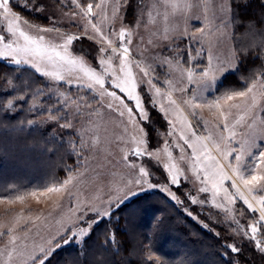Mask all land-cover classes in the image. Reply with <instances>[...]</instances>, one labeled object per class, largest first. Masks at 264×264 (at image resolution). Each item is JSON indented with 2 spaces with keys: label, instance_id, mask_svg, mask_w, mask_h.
<instances>
[{
  "label": "snow or ice",
  "instance_id": "1",
  "mask_svg": "<svg viewBox=\"0 0 264 264\" xmlns=\"http://www.w3.org/2000/svg\"><path fill=\"white\" fill-rule=\"evenodd\" d=\"M247 3L248 0H204L203 5L201 0H186L183 5L172 0H23V3L0 0V79L3 80L0 97L14 96L7 100V110L26 104L34 96L42 95L45 89L56 93L59 87H64L65 91H58L63 103L51 111L49 119L63 120L60 126L68 129L75 128V121L84 129L88 123H95L94 118L104 119L115 114L120 131L107 143L115 144L120 155L117 166L123 165V174L117 179V173L113 172L112 183L104 186L106 199L101 196L99 205L88 203L74 209L65 232L48 240L46 245L26 251L17 245L18 237L12 227L0 231V241L8 236L0 250V256L6 257L4 264H16V258L21 264H51L58 248L78 238L85 241L96 226L106 218L111 220L113 207L118 209L139 193L157 190L171 201L183 204L177 194L186 187L181 180V169L175 163L165 164L167 175L162 171V182L154 175L160 170L159 156L152 150L158 147L160 139L155 125L164 121L169 136H174L176 131V123L168 118L164 104L161 102L158 110L156 105L158 99H166L172 110L180 113L173 93L179 94L180 104L190 110V116L197 123L203 119L201 111L207 108L216 118L217 128L222 125L218 134L197 135L195 124L187 116L182 117L179 139L192 150L190 170L194 177L193 187L185 199L224 214L231 229L221 245L222 255L230 257L228 264H254L256 254L264 261V132L258 137L260 142L253 137L240 142L239 147H232L237 125L251 127L248 121L255 123L259 113V124L264 128V43L247 50L237 47L224 52L212 41H208L207 51L203 47L206 35L212 31L223 35L221 28L235 23V5ZM260 4L264 7V0ZM18 8L43 14L50 26L30 22L15 10ZM153 13L165 25H170L174 17L185 23L202 19L211 25V30L197 27L195 33H190L177 28V35H169L165 28L162 38L147 42L158 51L149 56L146 54L149 49L145 48L134 55L133 37L139 36L143 43L141 28L148 27L149 21L153 34L161 33V25ZM260 34L264 36V29H260ZM177 39L183 41L186 49L191 47L189 41L201 44L199 50L192 48L194 55L183 59V64L190 67L181 66L184 52L178 51ZM165 53H172L171 59ZM246 60L249 66L242 71ZM22 65L34 70L38 79L25 81L26 88L20 89L22 94L15 95L16 78L4 69L18 71ZM176 72L179 74L174 75ZM229 73H240L239 80L243 83L215 94L217 81ZM161 75L167 91H162ZM34 87L35 92H31ZM73 87L78 90L77 94L69 95ZM205 93L213 95L205 96ZM76 143L80 145L78 159L85 149L92 152L95 148L79 135ZM175 146L183 152V145L176 143ZM169 149L165 141L164 151L171 157ZM71 181L69 176L59 187L47 188V192H60ZM170 186H175V190ZM237 201L244 206L240 215L250 222L242 224L237 219L234 214ZM187 215L196 219L191 211ZM216 235L219 237V233ZM105 241H115L114 229L107 230ZM119 250L118 246L117 254ZM247 252L253 254L251 258ZM145 264H156V260L149 254Z\"/></svg>",
  "mask_w": 264,
  "mask_h": 264
},
{
  "label": "trees",
  "instance_id": "2",
  "mask_svg": "<svg viewBox=\"0 0 264 264\" xmlns=\"http://www.w3.org/2000/svg\"><path fill=\"white\" fill-rule=\"evenodd\" d=\"M15 10L32 23L47 24L41 16L25 8ZM233 15L236 17L233 24L234 48L247 50L264 43V36L260 34L264 24H259L264 21V7L260 0H248L246 5L236 4ZM183 59L187 56L181 58L182 63ZM248 66L246 60L242 71ZM4 71L16 78L15 95L22 94L20 89L26 88L25 81L38 79V74L29 67L18 71L6 68ZM243 74L247 75L246 72ZM239 76L240 73L226 75L216 94L240 87L243 82ZM0 84H3L2 79ZM35 90L34 87L31 92ZM8 99H14V96L0 97V105H3L0 108V200L13 202L58 185L76 170L81 158L78 159L72 143L61 142L44 131L27 128L35 119L29 109L31 99L20 105L16 113L7 110ZM238 208L244 207L239 204ZM112 212L111 220L106 218L96 226L85 241L79 245L73 241L58 248L51 264H129L130 261L145 264V257L149 254L156 264H228L230 257L222 255L224 241L216 235V230L220 231L218 226L204 227L203 222L183 214L181 207L159 191L139 193ZM243 220L250 222L245 217ZM109 228L115 230L113 243L105 241ZM118 246L119 254L116 252ZM246 255L251 258L253 254L247 252ZM254 264H264L259 254L255 255Z\"/></svg>",
  "mask_w": 264,
  "mask_h": 264
},
{
  "label": "rangeland",
  "instance_id": "3",
  "mask_svg": "<svg viewBox=\"0 0 264 264\" xmlns=\"http://www.w3.org/2000/svg\"><path fill=\"white\" fill-rule=\"evenodd\" d=\"M172 2H178L183 5L186 0H172ZM203 2L204 0H201L202 5ZM21 3H23V0H21ZM51 10L52 9H50V11ZM160 11L163 12V9H160ZM31 12L33 14L41 16L47 22V24L45 25H40L50 26L49 22L45 19L43 14H38L34 11ZM178 16L179 13H177V17ZM153 18L159 21L161 25V33H155L154 35V28L151 24V21H149L148 27L141 28L144 42L141 43V38L139 36L133 37L132 52L134 55H137L141 50L145 48L149 49V51L146 53L149 56L153 55L155 51H158V49H152L147 42L148 40L157 39L158 37L162 38V33L165 28H167L169 35H177V28L190 33H195L197 27H208L211 30V25H208L202 19H192L185 23L183 19H177L174 17L170 25H165L162 18L156 17L155 13H153ZM72 31H77V29H72ZM221 32L223 33V35H221V33L219 32L212 31L211 35L205 36L203 41V47L205 51H207L208 48V41H212L213 44L220 48L221 52L234 49L233 24H229L226 29L221 28ZM176 43L180 45V49L178 51L184 52V55L187 56V59L194 55V52L192 51L193 47L196 50H199L201 48V44H192L191 41H189V45H191V47H188L187 49L183 41L177 39ZM138 44L139 48L136 47ZM85 47L87 48V42L85 44ZM165 55L171 59L173 54L165 53ZM181 66L187 68L182 63V60ZM190 66L191 65L189 64L188 67ZM25 67L28 66H19V68ZM173 67H175V65H173ZM160 71V69H157V72ZM178 74V72L174 73V75ZM224 77L217 81L216 90L223 81ZM164 79V76L161 75L160 80L162 91H167L168 86L163 83ZM58 91H65V88L59 87L56 93L49 92L47 89H45L42 95L36 97L34 96L30 100L29 109L35 115V119L27 125V128L44 131L49 134L50 137L58 139L61 142L68 141L69 143L75 145L74 147L77 153H79L80 149V145L76 143L78 135L81 136L84 141H90L93 145H95V148L92 152H89L87 151V149H85V151L80 154L81 159L76 170L72 174L68 175L58 185H51L53 187H59L65 180L69 178V176H71L72 181L66 186V189H62L60 192L52 193L47 192L46 189L38 193H32L23 199L13 202L0 200V231H6L8 227H12L14 229L13 234L18 237L17 245L20 248H25L26 251L38 249L39 246L46 245L47 241L52 239L54 236H58L59 234L65 232L66 227L71 224L70 216L72 215L73 210L80 205L88 203H97L99 205V197L104 196L106 199V190L104 189V186L106 184L112 183V173H117V179L119 175L123 174V165L117 166L120 160V155L118 153V150L115 148V144L109 146L107 143L109 139L113 138L114 134H118L120 131V128L117 127L118 120L115 114H112L111 116H105L104 119L94 118L95 123H88L84 129L81 128L80 123L75 121H73V123H75L74 129L61 127L60 125L64 123L63 120L55 122L49 119L51 111L56 109L61 103H63L61 97H59L58 95ZM77 91L78 90L73 87L68 92V94L75 95L77 94ZM178 95L179 94L177 93H173V98L177 99L178 105L180 106V113L174 112L172 110V107L168 105L166 99H158L156 105V108L158 110L160 107V103L162 102L164 104L165 108L168 110V118L176 123V131L174 136H169V128L164 121H159L158 125H155L159 129L158 134L160 139L158 147L152 150L155 151L159 156L160 170L156 171L154 175L157 180H160L162 182L163 175H167V170L164 169V165L175 163L181 169V180L186 185V187H182L177 193L180 196V199L184 201L183 204H179L175 201L172 202L181 207L183 214H185L186 216H188L187 211H191L193 213V216L196 217L195 220H200V222H203V225L207 224L218 226L221 232L215 229L216 234L219 233V237L224 241V238H226L231 232V229L228 227L227 221L224 218V214L215 208L209 209L202 208L198 204L193 205L185 199V194L193 187L191 181L194 177L193 173L190 170V158L192 156V150L188 148L187 145H184L183 141L179 139L180 121L182 120L183 116H187L188 119L193 124H195V131L197 135L207 136L210 133L218 134L220 131H222V125L220 128H217L216 118L214 117L213 113L207 108L201 111V116L203 119L200 123H197V121L190 116V110L187 109L186 106L180 104ZM211 95H213V93H205V96ZM34 104L37 105V107L33 108ZM19 106L20 105H17L10 111L12 113H16L17 111H19ZM65 111H67V109H65ZM259 115L261 114L258 113V119L255 123L252 121H248V124H250L251 127H245L244 125L236 126V128L234 129L236 135L234 141L232 142V147H239L240 142L246 139L250 140L253 137L257 138V142H260L258 137L262 132H264V128H262L259 124ZM69 120H71V116H69ZM224 135L227 136L228 133L224 132ZM165 141H167L168 145L170 146L169 150L171 151V157H169L168 153L164 151ZM176 143L183 145V152L179 147L175 146ZM96 149H98V151ZM253 151L256 150L254 149ZM213 155H216L215 151H213ZM46 171H48V169H46ZM15 173L18 174V171H16ZM185 176L187 177V179H185ZM227 183L228 182H226L225 186H227ZM170 187L175 190V186ZM69 192L71 193V195H69ZM204 195L205 194H200L201 197H203ZM208 195L210 196V194ZM126 202L127 200L124 202V204ZM124 204H122L121 206H123ZM239 204L241 207H244L242 205V202L237 201L236 205L234 206V214L242 224H246L243 220V217L240 215V212L243 211V209L240 210L238 208ZM113 210H117V208L113 207L111 211ZM188 217L193 219L190 216ZM7 240L8 236H4L2 242L0 241V250L4 248ZM80 243L81 240H79V238L76 242H73V244L75 245H79ZM5 259V256H0V264H4ZM16 264H21L19 258H16Z\"/></svg>",
  "mask_w": 264,
  "mask_h": 264
}]
</instances>
